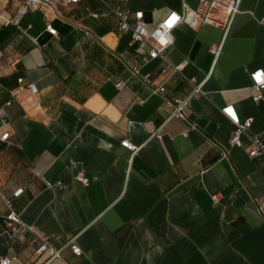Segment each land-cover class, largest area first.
Instances as JSON below:
<instances>
[{
    "label": "crops",
    "instance_id": "obj_1",
    "mask_svg": "<svg viewBox=\"0 0 264 264\" xmlns=\"http://www.w3.org/2000/svg\"><path fill=\"white\" fill-rule=\"evenodd\" d=\"M21 1L0 0V134L9 133L0 140V259L264 264V154L249 155L247 135L231 145L232 125L219 110L233 104L240 119L252 117L248 134L264 142V91L253 101L250 79L264 69V0H239L217 58L209 48L222 41L221 25L181 21L164 58L154 59L100 0H52L58 14L41 7L5 24ZM105 2L131 22L142 10L148 29L184 4L199 8V0ZM209 15L225 18L221 9ZM188 96L186 118L166 120V101ZM10 211L21 221L15 232L6 224ZM35 231L59 258L44 263L35 254Z\"/></svg>",
    "mask_w": 264,
    "mask_h": 264
},
{
    "label": "built area",
    "instance_id": "obj_2",
    "mask_svg": "<svg viewBox=\"0 0 264 264\" xmlns=\"http://www.w3.org/2000/svg\"><path fill=\"white\" fill-rule=\"evenodd\" d=\"M77 1L78 0H67L68 3H75ZM100 1H102L106 5L107 11L113 13L117 17L120 29L123 31L129 30L131 32L132 40L138 42L139 47L145 45L149 47L148 56L150 59H154L157 57L164 58L165 49L172 43L171 32L181 21L187 23L191 27H195L200 21L204 23H211L214 25H221L223 29L222 41L220 43L211 44L209 48L210 52L213 53L215 58H217V56L221 52L223 41L228 34L232 18L238 11L239 4V0H199L198 9H191L186 4H184L182 13L169 11L154 27L148 29L142 10L134 11L131 14V22L129 13L127 11L111 7L105 2V0ZM41 7H48L58 14L57 5L52 0H22L15 14L11 18L7 19L5 21V24L13 23L17 25L22 15L29 11L38 10ZM212 9H221L225 13V18L222 23H220V21L214 20L209 15V12ZM45 31H47L52 36H55L57 34V30L52 24H47L45 26ZM130 67L133 72L137 74L139 73V67L137 65L131 64ZM172 68L175 71L179 70V66L176 65H172ZM142 77L145 81H150L149 74H143ZM257 77H259V79ZM250 79L252 81L253 87L256 89V93L253 95L252 99L253 101L258 102L262 99V91H264V69H254L252 72H250ZM17 81L18 83H21L22 78H18ZM122 85L123 82L121 81L115 84L117 88L122 87ZM26 87H28L33 93L37 91V88L33 84H29ZM20 88L23 89L24 86L21 85ZM163 90L164 87L161 85L154 86V91L162 92ZM196 92H201L200 86L193 87V93ZM189 98L190 96L186 98L175 97L173 99L167 100L166 103L170 107L171 111L166 120L170 118L185 119V107L189 103ZM219 110L232 125V131L230 135L231 145L241 146V136L247 135L252 145V149L249 151V155L254 156L258 154H264V142H262L259 138L250 136L248 134V128L250 127L253 120L252 117L240 119L233 104H226L224 106H221ZM163 125L164 124H162L158 129L152 131L155 137H160ZM8 136L9 133L7 131L3 132L2 134H0V140L6 141L8 139ZM120 144L132 152L138 149V146L130 142L128 139L120 141ZM79 179L84 180L82 177H79ZM57 184L59 186H62L63 182L58 181ZM212 198L215 201L217 199V196L212 195ZM258 209L260 213L264 215V195H262L258 199ZM20 223L21 221L19 215L14 211H10L6 219L7 227H9L12 232H15L19 229ZM29 229L34 231V229H32L31 227ZM35 241V254L40 256L45 255L46 258L44 263H49L52 260L60 257V249L50 244L45 235L35 231ZM69 247L73 253H81L80 247L73 241L69 243ZM10 263V257H3L0 259V264Z\"/></svg>",
    "mask_w": 264,
    "mask_h": 264
},
{
    "label": "snow or ice",
    "instance_id": "obj_3",
    "mask_svg": "<svg viewBox=\"0 0 264 264\" xmlns=\"http://www.w3.org/2000/svg\"><path fill=\"white\" fill-rule=\"evenodd\" d=\"M259 79V77H257Z\"/></svg>",
    "mask_w": 264,
    "mask_h": 264
}]
</instances>
